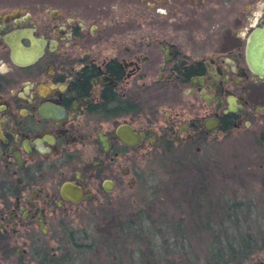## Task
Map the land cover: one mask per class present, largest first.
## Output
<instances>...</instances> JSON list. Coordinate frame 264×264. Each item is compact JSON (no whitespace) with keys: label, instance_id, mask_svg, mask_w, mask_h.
Here are the masks:
<instances>
[{"label":"flooded vegetation","instance_id":"obj_1","mask_svg":"<svg viewBox=\"0 0 264 264\" xmlns=\"http://www.w3.org/2000/svg\"><path fill=\"white\" fill-rule=\"evenodd\" d=\"M242 5L225 32L238 43L200 54L154 32L106 52L99 36L83 41L95 28L55 10L52 26L28 11L0 13V264L56 257L73 207L121 198L158 146L207 144L258 108L246 91L264 80L245 48L264 24V0ZM63 186L80 199H62Z\"/></svg>","mask_w":264,"mask_h":264},{"label":"rangeland","instance_id":"obj_2","mask_svg":"<svg viewBox=\"0 0 264 264\" xmlns=\"http://www.w3.org/2000/svg\"><path fill=\"white\" fill-rule=\"evenodd\" d=\"M243 2L244 0H0V13L28 11L52 26L53 22L46 15L48 10H55L65 18L79 20L85 29L89 26L93 30L95 28L94 34L88 38L84 35L86 37L83 41L85 39V42L92 43L99 36V43L104 45L106 52L113 46H126L148 39V33L154 32L156 36L170 37L179 46L200 54L212 50L222 52L229 42L238 43L237 38H230L225 32L232 30L235 20L244 13ZM207 32L218 34V37L206 38L204 34H208ZM252 57L255 60L264 59V38L254 41ZM246 98L258 108L248 106L247 109L252 110L250 115L230 134L220 133L213 141L195 146L197 150L194 146L191 147L197 153L196 159L198 166L204 171L203 177L194 173L188 162L182 161V167L176 165L175 158L180 155L182 150L179 149L183 146H173L172 153L168 156L156 153L149 159L140 160V183L134 187L128 183L121 198H98L73 207L63 216L62 221L67 226L74 229L85 228L99 242L100 246L97 245L93 253L85 256L88 262L139 263L138 250L146 253L148 249L137 239L130 237L123 242L120 239L111 241L110 237H106V241L100 243L97 228L102 226L103 220L113 212L123 219L141 212L156 222L168 217L175 220L186 212V203L193 199V190L198 187L211 188L209 193L213 196L219 195L220 188H224L227 190L226 194L253 197L264 212V87L251 85L246 91ZM261 133L259 144L258 137ZM116 191L115 196L120 195ZM108 201L111 204H107ZM256 222L251 220L250 223L254 225ZM146 237L148 242L154 241L151 231L146 232ZM108 243L115 246V249L108 248ZM157 243L161 241L157 240ZM154 248L155 255L159 256L160 249ZM253 257L264 262V251ZM169 259L172 260L171 257Z\"/></svg>","mask_w":264,"mask_h":264},{"label":"trees","instance_id":"obj_3","mask_svg":"<svg viewBox=\"0 0 264 264\" xmlns=\"http://www.w3.org/2000/svg\"><path fill=\"white\" fill-rule=\"evenodd\" d=\"M261 136L262 133L258 137L259 144ZM191 147L193 148L181 147L179 150L182 152L174 162L180 167L182 161L188 162L194 173L203 177L204 171L198 166L197 153ZM172 148L173 146H158L156 153L168 156L172 153ZM139 183L140 173L137 185ZM209 190L211 188L207 186L193 190L194 196L187 201L186 212L175 220L168 217L156 222L141 212L123 219L113 212L97 228L100 243H104L106 237H110L111 241L120 239L123 242L130 237L137 239L148 249L146 253L138 250L137 259L140 262L137 264L247 263L256 253L264 251V212L253 197L226 194L227 190L224 188H220L219 195L213 196ZM107 204L111 202L108 201ZM251 220L257 222L251 225ZM64 224L59 237V253L54 258H43L38 264H92L85 256L93 253L96 246H100L99 242L87 229H74ZM147 231L154 235L152 243L147 240ZM157 240L161 243L158 244ZM106 245L115 249L109 243ZM154 247L160 249L159 256L155 255Z\"/></svg>","mask_w":264,"mask_h":264},{"label":"water","instance_id":"obj_4","mask_svg":"<svg viewBox=\"0 0 264 264\" xmlns=\"http://www.w3.org/2000/svg\"><path fill=\"white\" fill-rule=\"evenodd\" d=\"M264 24H260V29H256L253 34L246 38L245 54L251 73L262 80H264V59L255 60L252 57V47L254 41L264 38ZM61 198L64 200L76 202L80 199L81 193L78 188L71 186H63L60 191ZM87 198V196H85Z\"/></svg>","mask_w":264,"mask_h":264}]
</instances>
